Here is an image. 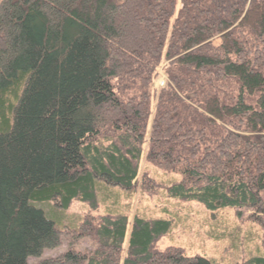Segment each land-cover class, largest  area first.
<instances>
[{
    "label": "trees",
    "instance_id": "obj_1",
    "mask_svg": "<svg viewBox=\"0 0 264 264\" xmlns=\"http://www.w3.org/2000/svg\"><path fill=\"white\" fill-rule=\"evenodd\" d=\"M149 192L264 213V0H0V264H216Z\"/></svg>",
    "mask_w": 264,
    "mask_h": 264
},
{
    "label": "rangeland",
    "instance_id": "obj_2",
    "mask_svg": "<svg viewBox=\"0 0 264 264\" xmlns=\"http://www.w3.org/2000/svg\"><path fill=\"white\" fill-rule=\"evenodd\" d=\"M163 79L164 76L161 75L154 86L158 88ZM153 178L149 173L147 177L140 179L141 188L145 187V182L149 188L151 185L155 186L151 181ZM149 194L152 193H148V200L144 205L149 209L147 211L151 216L164 217L167 214L165 209L176 214L169 234L158 241V246L180 247L186 250L188 256L198 255L216 264H241L248 258H264V213L231 208L211 212L196 202L170 203L169 206L161 203V199L165 198L163 193L154 196ZM48 207L51 208L50 211ZM37 208L42 209L49 219L60 216L65 226H73L87 210V206L81 202L74 203L68 210L62 212L58 211L53 203H40ZM94 247L95 243L87 239L83 240L77 249L90 252ZM67 249L65 243L58 249L46 250L40 258H30L29 264H37L42 259L59 256L67 252Z\"/></svg>",
    "mask_w": 264,
    "mask_h": 264
}]
</instances>
